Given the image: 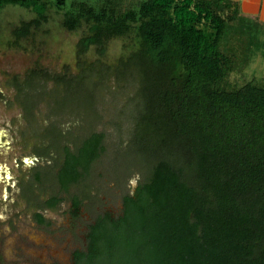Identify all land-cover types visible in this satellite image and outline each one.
<instances>
[{
	"label": "trees",
	"instance_id": "16d2710c",
	"mask_svg": "<svg viewBox=\"0 0 264 264\" xmlns=\"http://www.w3.org/2000/svg\"><path fill=\"white\" fill-rule=\"evenodd\" d=\"M9 5L35 13L12 29L15 46L35 37L51 9L81 34L76 73L36 64L23 82L10 80L26 120L38 104L26 90L57 106L59 87L77 92L91 75L105 88L113 76L140 99L119 131L137 144L142 179L117 214L98 216L76 264H264V78L229 83L252 62V46L264 58V23L233 0H0V11ZM115 39L132 47L107 66L101 58ZM89 54L97 59L88 63ZM48 135L63 190L105 152L101 132Z\"/></svg>",
	"mask_w": 264,
	"mask_h": 264
},
{
	"label": "rangeland",
	"instance_id": "374dc122",
	"mask_svg": "<svg viewBox=\"0 0 264 264\" xmlns=\"http://www.w3.org/2000/svg\"><path fill=\"white\" fill-rule=\"evenodd\" d=\"M48 15V23L42 26L33 39L20 41L15 46L11 37L12 29L21 21L34 18L35 13L12 5L0 11V180L3 179V171L12 168L14 161L19 162L22 171H28L27 163L32 159L30 145L49 136V131L54 127L64 136L66 132L76 134L83 130L101 132L105 135V152L91 167L87 181L90 200L85 211L90 217L107 210L117 214L120 194L131 192L142 179L136 164L141 163L137 144L119 131L120 127L124 129L133 119L135 105L140 101L136 98L135 90L130 89L131 92H128L127 85L126 90L117 89L118 82L113 76L107 79L105 88L101 79L91 75L80 84L83 89L79 88L77 92L70 89L66 92L63 87H59L52 95L57 106L48 96H42L44 101L39 102L40 95L26 90L24 94L28 99L31 98L35 103L38 101L32 114L28 115L34 121H28L23 114L21 97L9 84L16 75L20 83L23 82L24 73L36 64L52 73H60L68 65L70 71L76 73L75 44L81 34L64 30L60 25L61 13H55V9H51ZM131 47L132 41L129 39L111 40L101 60L107 66H115L124 59ZM245 54L249 58L251 56L252 62L230 75L231 85L264 78V58L256 51V47L252 46ZM96 59L97 56L89 54L86 61L91 63ZM52 87L48 83L45 89ZM46 102H49V106Z\"/></svg>",
	"mask_w": 264,
	"mask_h": 264
},
{
	"label": "flooded vegetation",
	"instance_id": "af4514ba",
	"mask_svg": "<svg viewBox=\"0 0 264 264\" xmlns=\"http://www.w3.org/2000/svg\"><path fill=\"white\" fill-rule=\"evenodd\" d=\"M32 144L28 171L14 161L0 180V264H76L87 253L90 227L98 216L112 212L90 217L85 211L89 177L63 190L58 181L60 163L50 140Z\"/></svg>",
	"mask_w": 264,
	"mask_h": 264
},
{
	"label": "crops",
	"instance_id": "0c3cea01",
	"mask_svg": "<svg viewBox=\"0 0 264 264\" xmlns=\"http://www.w3.org/2000/svg\"><path fill=\"white\" fill-rule=\"evenodd\" d=\"M240 5L241 13L264 23V0H233Z\"/></svg>",
	"mask_w": 264,
	"mask_h": 264
}]
</instances>
